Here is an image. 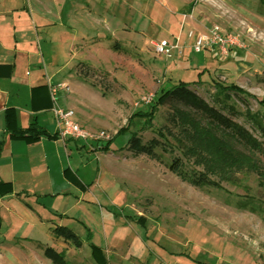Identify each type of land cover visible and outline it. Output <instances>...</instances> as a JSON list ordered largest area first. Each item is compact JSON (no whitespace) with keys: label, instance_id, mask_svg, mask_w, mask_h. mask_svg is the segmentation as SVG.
I'll list each match as a JSON object with an SVG mask.
<instances>
[{"label":"rangeland","instance_id":"obj_1","mask_svg":"<svg viewBox=\"0 0 264 264\" xmlns=\"http://www.w3.org/2000/svg\"><path fill=\"white\" fill-rule=\"evenodd\" d=\"M91 2L85 4L91 15L86 14L78 29L81 40L57 77L70 83L75 107L66 106L93 135L84 142L92 151L74 149L64 158L69 182L78 180L84 189L54 175L67 195H42L40 204L33 199L30 205L48 222L19 233L39 237L44 249L64 252L68 264H97L92 245L101 249L107 264H198L187 256L202 264H264V160H259L262 176L253 169L235 171L230 179L211 173L191 140L193 130L179 120L178 111L192 119L199 116L175 98L158 106L148 122L135 118L124 129L136 111L154 103L160 89L180 82L190 83V90L211 104L216 82L235 85L251 95H232L237 110L248 108L264 118L259 104L264 100V0ZM214 27L236 38L240 46L228 55L217 48L195 53V37ZM57 31L60 42L66 40V32L68 40H74L62 27ZM162 40L177 46L172 57L156 53L153 43ZM58 47L64 49L62 44ZM66 54L59 53L61 61L66 62ZM51 70L46 68L49 77ZM233 118L253 132L250 123ZM47 119L52 120L50 115ZM122 131L126 133L109 151L99 149ZM133 136L143 146L157 142L154 155L131 149ZM178 161L181 175L170 168ZM194 174L213 185L195 186L185 179ZM243 202H252L257 212L240 208ZM0 213L10 225L1 206ZM138 218L146 221L144 227ZM61 226L79 237V248L52 236ZM3 247L9 250L2 249L6 254L0 264H53L35 242Z\"/></svg>","mask_w":264,"mask_h":264},{"label":"crops","instance_id":"obj_2","mask_svg":"<svg viewBox=\"0 0 264 264\" xmlns=\"http://www.w3.org/2000/svg\"><path fill=\"white\" fill-rule=\"evenodd\" d=\"M87 1L92 3L91 0H0V182L12 185L11 193L0 196L1 210H6L11 220L10 225H5L0 213V260L6 254L2 252L7 248L3 247L5 245L35 242L39 250L44 249L39 237L19 233V230L28 226L33 230L48 222L30 205L33 199L40 204L42 195H67L61 192L62 186L57 187L54 175L83 192L81 182H69L64 158L74 149L92 150H88L83 141L61 137L52 113L49 84H67L70 92L60 90L58 104L64 109H69L68 104L75 107L70 83L59 82L57 77L65 71L72 48L81 40L80 24L86 14L91 15L85 9ZM74 25L77 28L73 29ZM60 27L69 31L74 40H68L66 32L63 33L66 40L60 42L57 31ZM59 44L64 46L61 51L57 48ZM64 51L67 52L66 62L59 56ZM46 68L52 69L51 77ZM8 110L15 111L20 128L27 129L36 123L48 135L33 144L11 138L6 129ZM47 115L52 120H48Z\"/></svg>","mask_w":264,"mask_h":264},{"label":"trees","instance_id":"obj_3","mask_svg":"<svg viewBox=\"0 0 264 264\" xmlns=\"http://www.w3.org/2000/svg\"><path fill=\"white\" fill-rule=\"evenodd\" d=\"M193 5L190 6V9ZM232 48L229 49L231 51ZM201 74H199V77ZM199 83V82H197ZM191 84L187 82H180L179 84L171 86V88H162L154 97V103L149 106L147 110L140 109L136 111L133 117L130 118V123L126 131L129 129L135 118H140L148 122L151 116L156 114L158 106L164 105L169 98L181 100L187 107L192 109L197 118H191L189 114L178 111L179 120L184 121L186 126L193 130L191 140L194 141L198 154L204 156L208 169L212 170L211 173H220L224 177L231 178L235 171L244 169L258 171V175L262 176L261 165L259 160H264V118L259 113H252L250 109L245 112L237 110L236 106L231 103L232 95H242L251 97L246 91H243L235 85H226L222 82H216L214 88L216 90L212 104L207 102L204 98L190 90ZM256 99V98H255ZM259 104L264 107V100H260ZM233 117H241L246 122L250 123L253 132L247 130L244 126L234 120ZM202 120H206L208 126L203 125ZM6 129L10 133L11 138L24 140L29 144L36 143L42 136L48 135L47 131L39 127L36 123L30 125L27 129H22L17 125V117L14 110H8L6 113ZM254 132L257 133L258 138L255 137ZM126 133V132H125ZM123 131L105 144H102L99 149L109 151L110 146L119 136L125 134ZM220 133V134H219ZM223 133L226 136H221ZM157 142H150L149 145L143 146L141 141L133 136L130 139L129 147L138 153H146L154 155L153 149ZM236 143L243 147V151L238 150ZM98 149V148H97ZM258 157V158H257ZM210 164V166H209ZM260 167V168H259ZM171 170L174 173L181 175L180 162L171 164ZM187 179L195 186L213 185L212 182L207 180L203 175H191ZM228 179V180H229ZM230 181V180H229ZM12 192V185L10 183L0 182V196H4ZM240 208L248 209L257 212L258 208L252 202H243ZM131 218V217H129ZM141 226L146 225L143 218L137 220ZM1 225V220H0ZM56 238H63L66 242L79 248L81 240L79 237L67 227H57L53 230ZM92 252L97 264H107L100 248L92 245ZM46 258L52 261L53 264H68L65 260V253L58 252L53 248L44 249ZM195 263L202 264L201 262L187 256Z\"/></svg>","mask_w":264,"mask_h":264},{"label":"built area","instance_id":"obj_4","mask_svg":"<svg viewBox=\"0 0 264 264\" xmlns=\"http://www.w3.org/2000/svg\"><path fill=\"white\" fill-rule=\"evenodd\" d=\"M153 45L158 55H162L167 58L172 57L173 51L177 48V46H174L168 40L154 42ZM238 46L240 45L236 38L226 36L222 34L219 27H214L207 35L195 37L193 49L195 53H201L207 48H217L223 55H228L230 48H237ZM60 90L70 92V87L67 84H49V91L53 101L52 113L57 121L61 137H70L74 140L83 142L93 139V135L77 123L74 110L64 109L59 106L58 93ZM145 100L149 103L152 101V98Z\"/></svg>","mask_w":264,"mask_h":264}]
</instances>
